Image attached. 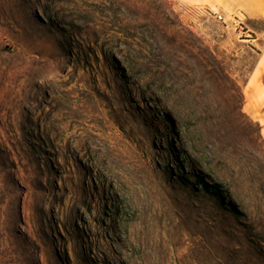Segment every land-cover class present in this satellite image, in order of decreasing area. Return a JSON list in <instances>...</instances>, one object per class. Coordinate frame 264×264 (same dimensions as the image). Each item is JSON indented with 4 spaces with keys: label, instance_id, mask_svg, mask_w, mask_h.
Instances as JSON below:
<instances>
[{
    "label": "rangeland",
    "instance_id": "374dc122",
    "mask_svg": "<svg viewBox=\"0 0 264 264\" xmlns=\"http://www.w3.org/2000/svg\"><path fill=\"white\" fill-rule=\"evenodd\" d=\"M205 8L0 0V264H264V22Z\"/></svg>",
    "mask_w": 264,
    "mask_h": 264
},
{
    "label": "crops",
    "instance_id": "0c3cea01",
    "mask_svg": "<svg viewBox=\"0 0 264 264\" xmlns=\"http://www.w3.org/2000/svg\"><path fill=\"white\" fill-rule=\"evenodd\" d=\"M210 7L222 6L231 15L251 18L254 22H264V0H196ZM211 9V8H210ZM244 13V14H241ZM250 32V30H249ZM254 39L257 43V60L248 81L243 86L244 110L260 125L264 136V30H258Z\"/></svg>",
    "mask_w": 264,
    "mask_h": 264
},
{
    "label": "built area",
    "instance_id": "2783aa9c",
    "mask_svg": "<svg viewBox=\"0 0 264 264\" xmlns=\"http://www.w3.org/2000/svg\"><path fill=\"white\" fill-rule=\"evenodd\" d=\"M204 13L210 16H214L218 19L227 29H232L237 32L239 38L249 39L251 38L249 30L245 27L243 18L238 15L226 16L220 14L210 8L203 9Z\"/></svg>",
    "mask_w": 264,
    "mask_h": 264
},
{
    "label": "trees",
    "instance_id": "16d2710c",
    "mask_svg": "<svg viewBox=\"0 0 264 264\" xmlns=\"http://www.w3.org/2000/svg\"><path fill=\"white\" fill-rule=\"evenodd\" d=\"M26 1H29L30 2V0H26ZM36 1H38V2H42V0H36ZM43 9H45L44 7H43ZM243 98H244V95H243ZM259 125V124H258ZM259 127H260V125H259ZM260 132H261V127H260Z\"/></svg>",
    "mask_w": 264,
    "mask_h": 264
}]
</instances>
